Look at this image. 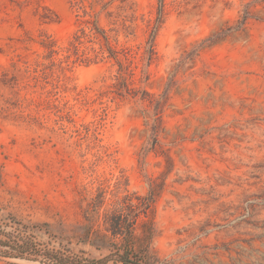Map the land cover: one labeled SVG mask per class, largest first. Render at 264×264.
<instances>
[{"label": "rangeland", "instance_id": "rangeland-1", "mask_svg": "<svg viewBox=\"0 0 264 264\" xmlns=\"http://www.w3.org/2000/svg\"><path fill=\"white\" fill-rule=\"evenodd\" d=\"M134 1L147 15L160 2ZM247 5L253 19L237 30ZM77 14L71 0H0L2 240L54 251L68 264H116L98 263L117 243L104 213L125 195H147L152 177L165 182L144 218L154 229L156 264H264V0L167 8L159 60L150 81L136 85L168 93L157 116L158 152L144 167L155 109L140 94L104 95L115 69L67 71L57 104L68 102L71 118L63 121L26 86L25 62L43 54L41 39L68 46ZM135 236L141 239L139 227ZM0 264L50 263L28 255L0 256Z\"/></svg>", "mask_w": 264, "mask_h": 264}, {"label": "trees", "instance_id": "trees-1", "mask_svg": "<svg viewBox=\"0 0 264 264\" xmlns=\"http://www.w3.org/2000/svg\"><path fill=\"white\" fill-rule=\"evenodd\" d=\"M202 1L173 0L167 3L160 0L156 12L147 15L139 13L134 0H71L78 13V29L65 48H58L49 37L41 39L43 54H38L32 64L25 62L26 86L38 89V105L52 110L63 121L71 118L68 102L57 104L68 90L67 71L76 64L87 67L104 64L115 69L113 82L104 95H112L113 100H127L136 99L140 94V100L155 109V119L147 130L148 143L140 155V163L144 167L148 154L158 152L160 128L157 116L164 107L168 93L156 96L136 85L150 81V69L159 60L157 39L166 21L167 8L181 11L189 6L196 8ZM252 17L251 7L247 5L237 30L244 28ZM12 66L21 71L17 63ZM165 159L168 166L171 158L166 156ZM164 188L163 180L148 177L147 195H125L115 207L105 211L106 231L117 243L107 259L98 263L113 259L116 264H156L150 249L154 229L144 222V218L152 214ZM104 197L105 193L100 194V198ZM138 227L142 231L140 240L135 236ZM28 255L42 256L50 264H68L70 259L47 249H29L26 243L2 240L0 236V256L24 258Z\"/></svg>", "mask_w": 264, "mask_h": 264}]
</instances>
